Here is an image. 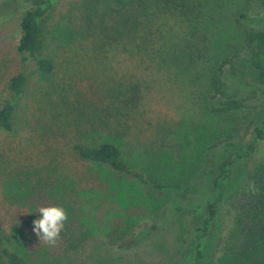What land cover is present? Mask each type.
<instances>
[{
    "label": "rangeland",
    "instance_id": "374dc122",
    "mask_svg": "<svg viewBox=\"0 0 264 264\" xmlns=\"http://www.w3.org/2000/svg\"><path fill=\"white\" fill-rule=\"evenodd\" d=\"M237 2L229 0L231 10L221 26L218 50L225 55L240 41V25L231 13ZM24 6L23 0H0V102L7 81L22 67L17 46ZM130 12L116 0H58L45 19L41 51L54 59V72L42 74L30 62L15 128L0 131V218L28 264H195L194 251L187 250L210 234L197 229L203 220L192 205L205 196L207 171L217 168V155L230 140L226 115L209 109L208 71L185 73L178 62L188 66L187 58L172 50L160 55L185 47L192 28L181 18L158 19L152 26L156 36L146 47L145 29L133 40L130 27L120 23ZM261 15L256 27L264 28ZM134 84L142 99L132 107ZM258 106L264 109V99ZM105 140L116 143L153 182L179 185L188 193L154 188L73 152L76 141ZM260 149L259 156L243 157L230 169L232 178L246 161L261 157L264 144ZM219 198L224 213L228 206ZM48 205L68 213L55 246L40 242L32 231L37 209ZM228 216L225 238L233 225ZM223 243L217 240L209 264L218 263ZM0 264H7L1 253Z\"/></svg>",
    "mask_w": 264,
    "mask_h": 264
},
{
    "label": "trees",
    "instance_id": "16d2710c",
    "mask_svg": "<svg viewBox=\"0 0 264 264\" xmlns=\"http://www.w3.org/2000/svg\"><path fill=\"white\" fill-rule=\"evenodd\" d=\"M23 1L25 9L20 18L21 37L17 46L22 67L7 81L6 94L0 102V131L10 132L15 128L21 100L27 89V68L30 62L34 61L37 70L45 75L53 73L55 69L54 59L43 54L41 49L45 19L58 0ZM236 1L238 2L231 13H234L240 25V41L232 54L225 55L219 52L218 47L221 26L231 10L229 0H116L131 10L121 16L120 23L130 27L133 40L138 29H145L143 43L146 47L151 36H156L152 26L158 19L181 18L192 28V37L185 47L181 49L173 46L161 50L160 55L170 54L172 50L173 55L179 54L187 58L188 66L185 62H178L181 66L178 70L185 73L190 70L193 72V69L197 73L208 71L211 87L208 99L212 101L208 105L209 109L216 115H226L230 140L223 144L222 152L217 155L220 158L217 168L207 171L211 181L202 188L201 192L205 196L196 205H192L196 217L203 220V226L197 229L210 233L205 243L202 240L193 242L192 247L187 250L189 254L194 251L192 255H195V264H209V256L218 239L227 246L217 264H264V152L257 160L250 159V162L246 161L241 166L243 174L235 178L230 174V169L238 165L243 157L252 153L255 157L259 156L264 144V109L258 106L264 99V28L256 27L262 21L264 0ZM3 15L0 10V20ZM240 48L243 49L244 56L238 53ZM207 52L212 55L206 54ZM205 55H208L207 60ZM196 57L199 58L198 61ZM131 91L133 95L130 96V103L133 107L138 105L142 95L135 84ZM79 114L82 117L85 115L83 112ZM77 126L73 125L74 128ZM248 134L251 137L248 138ZM234 135L238 139L232 141ZM73 152L83 161L107 165L113 171L129 174L154 188L188 193V189L179 185L153 182L124 157L121 148L113 141L105 140L96 144L76 141L73 143ZM219 196V201L228 206L224 208V213L216 200ZM225 215L233 218L232 228L226 238L221 235ZM208 225H211L210 229ZM0 253L7 264H28L26 257L14 248L12 234L2 218Z\"/></svg>",
    "mask_w": 264,
    "mask_h": 264
},
{
    "label": "clouds",
    "instance_id": "9594fccd",
    "mask_svg": "<svg viewBox=\"0 0 264 264\" xmlns=\"http://www.w3.org/2000/svg\"><path fill=\"white\" fill-rule=\"evenodd\" d=\"M40 217L33 220L32 231L39 241L49 246H55L68 220V213L60 205L41 206L37 209Z\"/></svg>",
    "mask_w": 264,
    "mask_h": 264
}]
</instances>
